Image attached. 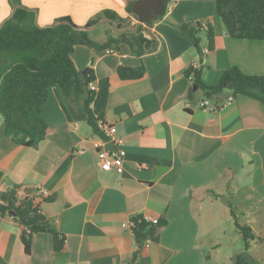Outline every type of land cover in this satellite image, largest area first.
<instances>
[{"label": "crops", "instance_id": "0c3cea01", "mask_svg": "<svg viewBox=\"0 0 264 264\" xmlns=\"http://www.w3.org/2000/svg\"><path fill=\"white\" fill-rule=\"evenodd\" d=\"M130 1L20 3L35 12L39 27L60 17L78 27L98 19L87 31L104 43L138 35V22L126 12ZM105 10L116 19L104 18ZM12 11L9 0H0V25ZM186 23L212 27V52L199 54L193 39L178 32ZM102 27V34L95 33ZM140 34L149 42L141 57L126 43L101 51L78 46L71 54L79 72L91 70L96 80H108L104 120L110 137L124 142L120 167L101 169L98 152L113 144L87 125L81 102L68 100L58 87L48 91L41 107L47 133L36 147L4 137L0 117V197L15 189L18 202L33 199L65 240L55 251L50 234H35L26 253L23 227L0 213V264H237L238 258L243 264L263 263L264 107L225 91L208 99L214 112L204 110L198 89L188 99L193 84L185 71L202 67L207 85H215L229 67L264 77V41L230 38L214 0H169L163 15L142 25ZM198 38L204 49V30ZM141 66L139 80L117 75L118 67ZM137 216L166 221L158 229L159 241L140 250L129 227ZM234 218L255 236L247 249L239 246ZM229 231L234 235L228 237Z\"/></svg>", "mask_w": 264, "mask_h": 264}, {"label": "trees", "instance_id": "16d2710c", "mask_svg": "<svg viewBox=\"0 0 264 264\" xmlns=\"http://www.w3.org/2000/svg\"><path fill=\"white\" fill-rule=\"evenodd\" d=\"M214 1L215 13L230 38L264 41V0ZM133 2L134 0L128 3L126 12L137 20L131 12ZM168 2L169 0H166V6ZM9 3L13 11L0 25V117L4 123V137L14 144L31 148L44 140L47 124L42 118L41 107L47 101L48 91L58 87L68 100L81 102L87 125L95 134L107 141L108 138L98 123L105 124L108 80H96L91 70L79 72L71 59V54L78 46L101 51L112 45L126 43L137 57H141L149 45L140 34L142 25L138 24L136 27L137 36L109 37L106 42L97 43L90 38L87 29L97 24L98 19L88 21L84 27H78L69 17H60L53 25L39 27L33 10L22 6L20 0H9ZM102 16L110 21L116 19V14L110 10H105ZM159 18L153 19L150 23ZM177 30L180 34L193 39L199 54L202 49L198 34L204 30L207 40L205 48L209 52L214 50V31L207 23L204 26L186 23L177 26ZM203 70L202 67L190 66L185 71V76L204 98L213 99L228 91L232 96L242 95L256 100L264 107V77L249 76L235 67H229L221 74L215 85H207L202 81ZM143 74L142 66L136 69L125 67L117 69V75L121 80H139ZM92 83L96 84L95 91L88 88ZM195 93L191 89L188 99L192 100ZM3 195L8 198L2 200L0 197V213L15 214L14 220L23 227L20 240L26 253L29 252L32 236L39 233H48L52 236L55 251L63 248L64 238L53 229L51 222L39 213L33 199L18 202L15 189ZM131 222L138 250L145 246L146 242L157 243L158 229L166 224V221L161 219L153 225L141 216L132 218ZM234 225L241 236L244 248L247 249L255 240L251 228L246 224H240L236 218ZM136 258L135 253L133 260ZM237 264H243L240 258L237 259Z\"/></svg>", "mask_w": 264, "mask_h": 264}, {"label": "built area", "instance_id": "2783aa9c", "mask_svg": "<svg viewBox=\"0 0 264 264\" xmlns=\"http://www.w3.org/2000/svg\"><path fill=\"white\" fill-rule=\"evenodd\" d=\"M205 24H203L202 26H204ZM207 49L204 48L202 49L201 53L202 54H205L207 53ZM196 67V66H194ZM89 90L91 91H95L96 90V84L95 83H92L89 85ZM199 107L204 109V110H210V111H215V107H212L209 105V100L208 99H204L202 100L200 103H199ZM98 126L99 128H101L104 133L106 134L108 140L105 141V142H108V143H112L113 144V148L112 149H108L106 148L105 146H103V148L101 149V151L98 152V158H99V161H100V167L102 170L104 171H109L111 170L113 167H120L122 165V162H123V158L125 156V152L123 150V145H124V142L122 139L120 138H113V137H110L109 135V127L106 126L105 124H103L102 122H99L98 123ZM105 145V144H104ZM20 193V191L18 192ZM145 221L153 224V225H156L158 223V220L157 219H144ZM129 227L132 229L133 227V223L130 221L129 222ZM150 243L149 242H146L145 243V246L147 247Z\"/></svg>", "mask_w": 264, "mask_h": 264}, {"label": "water", "instance_id": "95a60500", "mask_svg": "<svg viewBox=\"0 0 264 264\" xmlns=\"http://www.w3.org/2000/svg\"><path fill=\"white\" fill-rule=\"evenodd\" d=\"M166 0H134L131 6V12L137 17L138 24H149L153 19L159 18L165 11ZM193 91H197V87L193 86ZM8 197L1 196L2 200H6ZM12 216H15L13 212H10Z\"/></svg>", "mask_w": 264, "mask_h": 264}, {"label": "rangeland", "instance_id": "374dc122", "mask_svg": "<svg viewBox=\"0 0 264 264\" xmlns=\"http://www.w3.org/2000/svg\"><path fill=\"white\" fill-rule=\"evenodd\" d=\"M134 16H135V15H134ZM130 17H132V21H135V22L137 23V20L133 17V15H130ZM129 25H130V24H129ZM129 25H127V26H129ZM104 28H105V27H102L101 29H98L95 33H97V34H102V33H103L102 30H103ZM95 33L92 34L93 37H96V36H95ZM90 38H91V37H90ZM91 39H92V38H91ZM227 235H228V237H229V236H233L234 233L231 232V231H229ZM224 240H225V239H224ZM239 242H240V245H239V246H240V248H242V250H243V249H244V244H243L242 239H240Z\"/></svg>", "mask_w": 264, "mask_h": 264}]
</instances>
